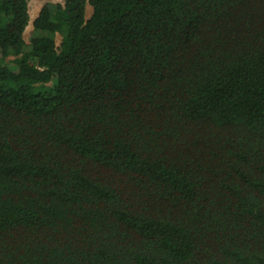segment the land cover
<instances>
[{"label":"trees","instance_id":"16d2710c","mask_svg":"<svg viewBox=\"0 0 264 264\" xmlns=\"http://www.w3.org/2000/svg\"><path fill=\"white\" fill-rule=\"evenodd\" d=\"M30 1L0 0V264H264V0H63L28 43Z\"/></svg>","mask_w":264,"mask_h":264},{"label":"rangeland","instance_id":"374dc122","mask_svg":"<svg viewBox=\"0 0 264 264\" xmlns=\"http://www.w3.org/2000/svg\"><path fill=\"white\" fill-rule=\"evenodd\" d=\"M63 0H31L30 1V14H31V22L28 26L26 33H25V39L29 43L31 38L35 35L34 27H33V20L38 16L41 8L46 4H57L61 3ZM92 13V7L88 5L87 8V16L89 17ZM58 43L61 42V35L57 36ZM14 56H10L8 58V61L10 62L11 59H13Z\"/></svg>","mask_w":264,"mask_h":264}]
</instances>
